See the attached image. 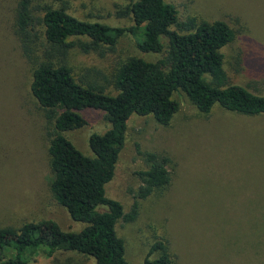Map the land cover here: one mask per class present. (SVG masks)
Wrapping results in <instances>:
<instances>
[{
	"label": "rangeland",
	"instance_id": "rangeland-1",
	"mask_svg": "<svg viewBox=\"0 0 264 264\" xmlns=\"http://www.w3.org/2000/svg\"><path fill=\"white\" fill-rule=\"evenodd\" d=\"M180 21L191 17L224 20L236 38L223 49L232 83L264 94V0H166ZM18 0H0V228L25 221L54 220L65 231H78L75 221L53 197L48 144L52 124L31 93L32 66L23 55L14 28ZM41 16L50 5L88 22L132 25L125 14L131 0H34ZM41 28V26H39ZM175 29L176 27H172ZM90 41L86 36L70 40ZM130 56L157 61L161 55L142 52L126 31L114 49H71L68 64L75 78L96 83L116 94L120 65ZM174 99L179 110L168 125L153 115L134 114L126 142L106 194L132 210L142 184L139 170L148 168L139 152L165 153L172 158L168 187L139 199L135 220L120 219L117 232L125 240L126 258L143 264L157 241L167 243L174 264H264V114L247 116L215 105L205 114L184 92ZM87 124L66 136L86 155L89 138L110 127L103 110L81 111ZM161 251L151 252L157 258ZM27 264H95L73 251L34 254Z\"/></svg>",
	"mask_w": 264,
	"mask_h": 264
},
{
	"label": "trees",
	"instance_id": "trees-1",
	"mask_svg": "<svg viewBox=\"0 0 264 264\" xmlns=\"http://www.w3.org/2000/svg\"><path fill=\"white\" fill-rule=\"evenodd\" d=\"M38 10L34 0H18L14 28L32 66L31 93L52 124L48 144L51 193L83 226L65 231L56 221L44 220L2 227L0 264H27L41 251L47 255L73 251L92 257L95 264H131L117 224L122 218L135 220L139 199L170 185L172 158L139 151L148 168L137 172L142 184L132 210L125 213L120 201L107 196L106 184L115 175L129 119L134 114L153 115L158 123L168 125L179 110L174 99L178 92H184L205 114L219 105L238 114L263 115L264 94L230 81L223 49L235 40L236 31L224 20L191 17L180 21L176 6L166 0H131L124 12L132 19L128 27L84 21L63 7L44 6L41 16ZM126 31L134 35L142 52L161 57L157 61L128 57L117 71L116 94L96 83L79 82L68 64L71 49L79 46L89 51L101 44L114 49ZM72 36H86L90 41H69ZM85 108L103 110L110 122L105 132L91 134L92 155L84 154L65 134L87 124L81 113ZM156 250L160 256L151 258ZM150 251L143 264H174L164 241H157Z\"/></svg>",
	"mask_w": 264,
	"mask_h": 264
}]
</instances>
